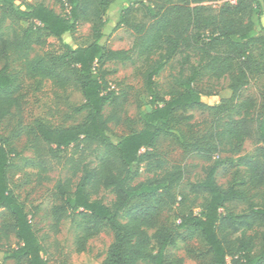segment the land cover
<instances>
[{
  "label": "trees",
  "instance_id": "trees-1",
  "mask_svg": "<svg viewBox=\"0 0 264 264\" xmlns=\"http://www.w3.org/2000/svg\"><path fill=\"white\" fill-rule=\"evenodd\" d=\"M207 1L133 0L114 28L130 33L131 46L113 50L100 43L112 0H54L63 13L42 0L30 4L0 0V28L7 19L26 27L21 36L12 38L0 32V60L13 53L23 61L29 79L47 80L60 89L73 86L82 96L83 103L74 109L76 114H86L81 124L51 129L36 121L33 132L47 148L81 145L98 152L96 162L76 169V182L68 178L56 183L59 205L53 207L52 216L57 230L68 212L76 215V252H84L88 239L107 228L113 238L101 264H182L181 260L168 263L166 250L176 239L168 227L158 226L157 219L164 213L170 215L175 204L187 202L198 213L189 211L178 218V229L197 233L209 253L208 264H264V89L260 102L242 96L252 75L264 76V27L258 34L252 21L253 15L260 18L264 14V0H218V9L205 5ZM81 25L89 26V44L66 42ZM34 36L54 38L61 52L31 57L38 39ZM109 63L130 64L150 100V111L139 113L143 128L116 142L107 134L108 124L116 120L115 112L123 102L107 79L112 73ZM165 69L170 72V83L160 93L155 79ZM202 83H225L230 93L222 105L211 109L218 140L240 147L254 128V150L234 162L245 169L249 187L257 192L256 202L243 191L220 187L215 181L217 163L176 201L183 169L168 164L154 147L161 136L174 135L182 148L197 150L177 127L193 119L191 111L207 108L197 87ZM12 85V77L2 69L0 121L18 106ZM107 109L111 110L108 115ZM33 148L40 150L37 143ZM12 154L0 138V209L10 214L16 239L14 247L1 251L3 259L49 264L24 205L9 186ZM133 165H143L150 177L134 184ZM100 190L113 194L110 205L96 198ZM134 199L148 204L131 206ZM231 201L248 203V208L241 213L224 211Z\"/></svg>",
  "mask_w": 264,
  "mask_h": 264
},
{
  "label": "rangeland",
  "instance_id": "rangeland-1",
  "mask_svg": "<svg viewBox=\"0 0 264 264\" xmlns=\"http://www.w3.org/2000/svg\"><path fill=\"white\" fill-rule=\"evenodd\" d=\"M17 1L30 4L34 0ZM42 1L55 12L63 13L54 0ZM132 2L133 0H112L104 17L105 34L100 42L103 46L113 50L130 48L132 43L130 33L122 27L117 30L114 28L120 13ZM205 5L218 9L221 3L218 0H208ZM252 21L256 32L261 34L264 14L260 18L253 15ZM25 29L26 27L14 19H7L1 25L0 32L6 38H12L15 35L21 36ZM33 39H37V42L33 44L31 57L34 55L51 57L61 52L58 42L52 37L34 36ZM65 40L80 46L89 44L91 41L89 26L81 25L72 38L68 37ZM107 68L112 71L107 77L110 87L123 102L115 112L116 120L108 124L107 134L116 142L143 128L139 113L150 111V100L141 78L130 64L109 63ZM2 69L13 79L12 92L18 102L12 115L0 121V138L13 150L7 174L9 186L28 213L44 249V258L49 264H101L113 238L107 228H102L97 235L88 239L84 252H76L78 218L72 212H68L62 224L55 230L52 216L53 207L59 205L54 190L56 183L68 178L76 182L79 176H75L76 169L82 164L96 162L98 152H95L94 147L86 148L81 145L61 150L47 148L39 142L33 132L36 121L51 129L81 124L86 114L74 112V109L83 103L79 90L73 86L60 89L47 80L29 79L23 61L13 53H9L5 60H0V71ZM169 73V70L165 69L155 79L160 93L169 87ZM197 87L201 93V101L207 108L191 111L193 119L177 127L184 140L196 146L197 150L182 148L174 135L161 136L154 147L168 164L179 165L183 169L184 177L176 189V201H180V196L188 192L191 184L203 180L205 170L210 165L217 163L219 166L215 173L216 183L225 190L233 187L243 191L252 202H256L257 192L249 187L245 169L234 162L236 157L254 150L256 139L253 126L250 138L242 146L232 148L225 145L216 138V116L211 109L222 105L230 93L225 89V83H202ZM263 89L264 76L252 75L250 84L242 96L260 102ZM110 112L111 110L107 109L105 114L108 115ZM34 143L38 144L40 150H34ZM40 161H43V165H40ZM132 171L134 184L144 182L150 177L145 173L143 165H133ZM96 198L110 205L114 196L110 191L100 190ZM143 204L148 202L139 199L131 202V206ZM247 208L248 203L231 201L225 205L224 211L241 213ZM189 211L198 213V209L191 208L190 202L185 205L178 203L173 206L170 215L164 213L157 219L158 226L168 227L176 239L175 245L166 250L167 261L174 263L181 260L182 264H208L209 253L197 233L189 234L178 229L177 219ZM121 221H125L123 216ZM15 243L11 216L6 210L0 209V264H16L13 260H4L1 252L7 247H14Z\"/></svg>",
  "mask_w": 264,
  "mask_h": 264
},
{
  "label": "built area",
  "instance_id": "built-area-1",
  "mask_svg": "<svg viewBox=\"0 0 264 264\" xmlns=\"http://www.w3.org/2000/svg\"><path fill=\"white\" fill-rule=\"evenodd\" d=\"M228 1L231 2V3H234L235 0H228Z\"/></svg>",
  "mask_w": 264,
  "mask_h": 264
},
{
  "label": "crops",
  "instance_id": "crops-1",
  "mask_svg": "<svg viewBox=\"0 0 264 264\" xmlns=\"http://www.w3.org/2000/svg\"><path fill=\"white\" fill-rule=\"evenodd\" d=\"M105 34V33H104Z\"/></svg>",
  "mask_w": 264,
  "mask_h": 264
}]
</instances>
